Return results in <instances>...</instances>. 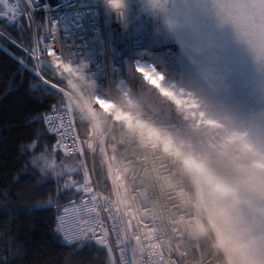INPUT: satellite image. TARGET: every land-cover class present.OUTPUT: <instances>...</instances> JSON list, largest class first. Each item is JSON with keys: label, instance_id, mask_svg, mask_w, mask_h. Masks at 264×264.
<instances>
[{"label": "built area", "instance_id": "2783aa9c", "mask_svg": "<svg viewBox=\"0 0 264 264\" xmlns=\"http://www.w3.org/2000/svg\"><path fill=\"white\" fill-rule=\"evenodd\" d=\"M143 12L134 11L125 26L98 0H10L0 9V16L7 23L29 17L34 29L38 28L37 45L59 48L65 61L83 68L101 92L110 89L118 75L113 68L122 67L125 58L141 50L183 83L177 31L161 27L159 32H167L152 39L141 22ZM57 107L64 125L58 154L81 157L87 151L93 160L101 149L110 185L101 190L92 170V183L60 208H70L77 221L61 237L66 246L87 241L108 246L114 264H228L210 234L193 238L189 229L176 223L194 213L180 205L178 188L189 192L190 187L186 182L177 185L171 159L158 149H145L128 140L118 125L107 120L92 126L84 117L89 134L83 137L71 109ZM157 118L172 125L178 135H188L187 124L175 112L161 110Z\"/></svg>", "mask_w": 264, "mask_h": 264}, {"label": "clouds", "instance_id": "9594fccd", "mask_svg": "<svg viewBox=\"0 0 264 264\" xmlns=\"http://www.w3.org/2000/svg\"><path fill=\"white\" fill-rule=\"evenodd\" d=\"M98 2L125 26L134 11H154L165 26L176 27L161 0ZM57 59L51 58L54 75L66 81L69 102L92 126L105 120L118 125L128 140L158 149L176 165L177 185L190 187L189 192L178 188L180 205L194 213L176 223L193 238L210 234L228 264H264V147L246 132L227 128L195 91L146 50L113 68L118 75L103 92L83 68L69 61L57 65ZM161 110L175 112L192 135H178L159 120Z\"/></svg>", "mask_w": 264, "mask_h": 264}, {"label": "trees", "instance_id": "16d2710c", "mask_svg": "<svg viewBox=\"0 0 264 264\" xmlns=\"http://www.w3.org/2000/svg\"><path fill=\"white\" fill-rule=\"evenodd\" d=\"M31 25L29 17H23L11 27L0 23V38H14L26 48L33 50ZM3 43L12 47L7 45L6 38H3ZM13 50L19 54V49ZM29 67L34 68L35 65L29 62ZM17 68L18 65L3 49H0V188L10 184L11 178L17 174L28 173L26 179L14 186L17 195H11L8 200L0 197V260L6 259L7 264H114L108 246H98L90 241L66 246L61 236L54 235L52 231L53 216L64 204L75 200L79 195L67 192L59 187L56 179L44 173L37 175L27 166V160L33 157H26L25 153L36 134L34 130L39 129L38 125L31 124L38 106L31 99L35 93L28 91L29 79H25L23 86H20L19 76H16L15 80L12 79ZM41 95L43 99L54 100L56 104H60L63 100L55 89L48 90L47 95L43 93ZM71 111L79 134L87 137L89 134L87 120L83 114L72 109ZM48 143L50 144L51 141L49 140ZM52 151L48 148L40 156H49ZM83 154L90 164L89 152L84 151ZM61 156L63 155L58 158L60 159ZM63 157L78 159V157ZM93 167L100 189L108 190L110 185L106 158L101 149L97 150ZM57 192L60 193L59 198ZM48 204L53 207L47 211H25Z\"/></svg>", "mask_w": 264, "mask_h": 264}, {"label": "water", "instance_id": "95a60500", "mask_svg": "<svg viewBox=\"0 0 264 264\" xmlns=\"http://www.w3.org/2000/svg\"><path fill=\"white\" fill-rule=\"evenodd\" d=\"M173 3L183 84L264 147V0Z\"/></svg>", "mask_w": 264, "mask_h": 264}, {"label": "snow or ice", "instance_id": "6c2138e0", "mask_svg": "<svg viewBox=\"0 0 264 264\" xmlns=\"http://www.w3.org/2000/svg\"><path fill=\"white\" fill-rule=\"evenodd\" d=\"M15 2V0H14ZM23 19V16H21ZM4 22V18L0 16V23ZM10 25H15V19L11 20ZM3 38L7 39L8 47L3 43ZM0 38V49L4 52L18 65V68L14 72L12 79L15 80L16 76L20 77V86H23L25 79H29L28 91L30 93H35L31 99L38 106L33 120L32 125H38L39 129L34 130L36 134L33 137L32 142L28 146V151L25 156H32V159L27 160V166L31 168L37 175H43L40 168L37 166V159L40 154L51 148L53 151L60 153L61 148V137L64 135V125L59 115V109L56 102L48 101L42 98L41 93L44 95L48 94V90L54 89L55 82L50 81L49 78L44 74L43 69L39 67L37 62V53L29 48H26L18 40L11 37ZM13 49H19V54ZM29 62L36 67H29ZM31 81H34L31 82ZM9 90H11V84H9ZM18 90V89H17ZM51 141L49 144L48 141ZM66 147V146H65ZM28 177V173L17 174L11 178V182L0 188V197L4 200H8L11 195H17L14 191V186L19 185L22 180ZM57 198H59L60 193H56ZM53 205L48 204L37 209H25V211H36V210H50ZM77 221L74 218L73 212L67 206L63 207L59 212L53 216V233L57 236H63L64 231L73 230L76 227ZM0 264H7V260H0Z\"/></svg>", "mask_w": 264, "mask_h": 264}, {"label": "rangeland", "instance_id": "374dc122", "mask_svg": "<svg viewBox=\"0 0 264 264\" xmlns=\"http://www.w3.org/2000/svg\"><path fill=\"white\" fill-rule=\"evenodd\" d=\"M8 1L10 2V0H0V9L5 4H7ZM166 6L168 8L169 15L174 17L173 0L170 2L169 5ZM141 22L144 25L146 31L150 34L152 39L162 36L164 33L167 32L165 30L163 32L158 31V29H160L161 27L165 28L167 26L162 23V21L159 19V17L154 11H144L142 13ZM3 23L7 27L13 26L7 23L6 21ZM31 26L32 36L34 40L33 50L37 53L38 65L40 68L43 69L44 74L49 78V80L55 82L54 89L61 94V97L63 99L61 100L60 104H57V106H67L71 108L74 112H77L76 109L69 102L68 91L65 90L67 88L66 81L60 78L59 76L54 75V70L51 65V58L53 55H56L58 57L56 61L58 65L62 61H65L64 54L59 48L51 47L50 49H46L45 47H42V45H37L36 41H39V34L36 29L38 28L36 26V29H34L33 24ZM173 29L176 30V27H174ZM57 85H61V87L58 88ZM58 157H60V154L55 151H52L51 155L49 156H40L39 158H37V160H39L37 166H39L42 173L51 176L53 179H56L59 183V187L64 188L65 190H67V192L70 191L71 193H73V195H79L85 187L87 188L92 183L91 179H89L91 171L94 170L92 158H90L91 162L90 164H88L84 157V154L81 157H78V159H66L63 156H61V158L59 159ZM98 187L100 188L99 183Z\"/></svg>", "mask_w": 264, "mask_h": 264}]
</instances>
